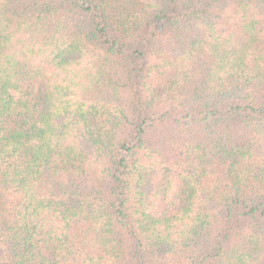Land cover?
I'll return each mask as SVG.
<instances>
[{"label": "trees", "instance_id": "trees-1", "mask_svg": "<svg viewBox=\"0 0 264 264\" xmlns=\"http://www.w3.org/2000/svg\"><path fill=\"white\" fill-rule=\"evenodd\" d=\"M0 264H264V0H0Z\"/></svg>", "mask_w": 264, "mask_h": 264}]
</instances>
